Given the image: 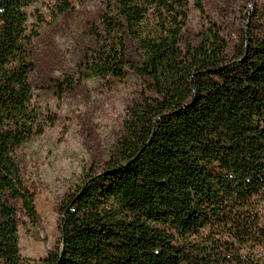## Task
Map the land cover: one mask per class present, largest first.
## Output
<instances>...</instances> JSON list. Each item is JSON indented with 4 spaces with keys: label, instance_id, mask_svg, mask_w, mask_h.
<instances>
[{
    "label": "trees",
    "instance_id": "16d2710c",
    "mask_svg": "<svg viewBox=\"0 0 264 264\" xmlns=\"http://www.w3.org/2000/svg\"><path fill=\"white\" fill-rule=\"evenodd\" d=\"M38 1L0 0V264H28L18 230L39 219L18 162L43 133L37 91L129 74L140 89L114 148L60 202V243L38 264H264V1L230 36L210 20L193 30L186 0H99L62 80L37 78Z\"/></svg>",
    "mask_w": 264,
    "mask_h": 264
},
{
    "label": "rangeland",
    "instance_id": "374dc122",
    "mask_svg": "<svg viewBox=\"0 0 264 264\" xmlns=\"http://www.w3.org/2000/svg\"><path fill=\"white\" fill-rule=\"evenodd\" d=\"M193 30L214 22L232 36L244 30L254 6L261 0H186ZM264 1V0H263ZM72 6L70 14L58 15L61 4ZM201 3L205 12L194 5ZM99 0H40L27 12V29L34 39L37 78L62 80L78 71L80 48L86 43L83 24L99 7ZM140 84L129 74L112 86L87 79L65 96L38 90L33 100L43 121V133L23 144L18 162L26 186L35 193L36 225L22 218L18 230L19 251L28 264H38L60 243L59 204L83 181L86 169L101 167L116 141L125 105L137 95Z\"/></svg>",
    "mask_w": 264,
    "mask_h": 264
}]
</instances>
